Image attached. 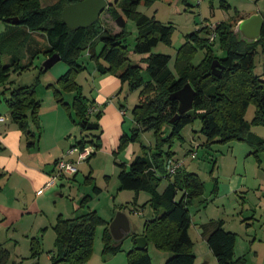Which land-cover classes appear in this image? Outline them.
Returning <instances> with one entry per match:
<instances>
[{"label": "rangeland", "instance_id": "obj_1", "mask_svg": "<svg viewBox=\"0 0 264 264\" xmlns=\"http://www.w3.org/2000/svg\"><path fill=\"white\" fill-rule=\"evenodd\" d=\"M60 1L39 0L43 8ZM115 1L110 0V4ZM137 12L172 27L170 41L159 42L151 53L171 56L170 67L174 70L175 60L180 48L186 44L188 35L207 28L210 33L208 36L215 39L213 34L219 23L237 24L257 14L264 17V0H154L149 4H141ZM101 19L115 33L122 31L107 11L102 14ZM125 21L128 37L124 45L128 48V57L132 64L144 67L141 61L149 54L134 53L136 24L133 19ZM5 30L6 24L0 20V33ZM38 40L42 47H46L47 43L42 35H38ZM220 46L219 38H216L212 50L217 57L224 58L225 53ZM102 49L103 44L99 43L96 54ZM205 55L206 50L197 48L193 54V64H200ZM27 60L28 58L24 63ZM79 62L85 69L75 75V82L82 88L84 96L92 102L96 99V86L99 85L100 78L111 74L99 75L96 61L88 52L83 53ZM7 63L8 58H5V64ZM101 63L105 64L103 61ZM68 69L62 61L49 65V58L43 53L28 70L20 74L11 73L9 83L0 89V117L4 118V122L0 124V134L2 137L10 134L13 148L20 151L23 157L30 158L38 170L45 171L50 177V182L42 185V193L38 194L39 188L35 189L33 182L20 172H0V245L9 251L6 264H52L51 258L56 254L54 226L58 218L62 216L71 219L92 211L97 212L106 224L97 226L92 255L83 264H128L127 254L135 247L133 237L143 236L146 233V223L154 218V211L149 204L150 195L120 190L118 180L121 163L129 165L135 157L151 154L156 146L154 133L146 131L140 134L136 142H130L121 149L120 144L116 147L119 134L122 133L121 137L124 134L131 135L132 129L136 127L132 110L139 103V91L131 92L128 83H125L109 96L105 104L96 102L94 106L96 105L97 110H102L101 117L95 115L96 111L89 116V124H98L99 128L87 130L70 118L72 115L77 120L72 107L75 93L61 90L58 83V79ZM254 73L264 79V55L260 52L256 57ZM142 75L148 78L145 71H142ZM31 85H36V97L41 103V137L37 142V133L34 147H28L27 133L22 132L11 121L5 101L10 93L5 88ZM55 90L61 93L56 96ZM59 99H64L70 107L61 104ZM110 106L112 108L106 112ZM113 108L119 113V118ZM255 112L254 104L246 111L245 119L250 124ZM105 114H108L106 118ZM253 127L264 133V127ZM201 128V120L195 119L183 130L181 136L184 141L176 139L171 145V150L176 154L175 159L185 163L184 169L197 173L205 184L203 196L190 206V235L194 241L193 253L197 255V264H217L203 237L202 226L212 220H223L225 227L237 234L235 253L237 257L245 258V264H264V163L259 166L254 156H248V152L252 151L251 147L237 140L226 144L205 145L207 140L202 135ZM31 130L37 132L34 124H31ZM168 130L167 128V135ZM83 139L87 142L85 150L90 154L86 161L81 160L79 164L75 162L77 173L73 175L59 172L55 166L57 160L74 159L78 162L77 156H68V151ZM98 139L102 144L101 148L96 146ZM168 149L169 146H166L165 150ZM190 151H193L194 158ZM0 154L11 155L8 150L1 151ZM230 183L232 188L229 191ZM167 185L168 180L164 179L160 191ZM96 187L101 190L100 193L95 192ZM87 198V203L83 204V200ZM119 213H124L130 221L133 235L123 240L119 253L106 256L103 253L104 232ZM148 253L153 264H165L172 256L167 251L159 250L152 242L149 243Z\"/></svg>", "mask_w": 264, "mask_h": 264}, {"label": "trees", "instance_id": "obj_2", "mask_svg": "<svg viewBox=\"0 0 264 264\" xmlns=\"http://www.w3.org/2000/svg\"><path fill=\"white\" fill-rule=\"evenodd\" d=\"M79 1L61 0L56 5L43 8L39 0H0V20L6 24V30L0 33V89L9 83L11 73L20 74L28 70L40 54L44 53L49 58V65L53 63L50 60L58 57L69 68L58 80L61 90L75 93L72 107L77 120L72 115L70 118L80 125H87L89 116L98 110L95 108L96 111L90 112L95 102H90L84 96L82 88L75 82V75L85 69L79 61L83 53L88 52L96 61L99 75H114L122 84L128 83L131 92L139 91V103L132 110L136 127L132 129L131 135H122L120 149L130 142H136L140 134L146 131L154 133L156 146L151 154L137 156L129 165H119L120 190L150 195L149 204L155 215L146 223L143 237L159 250L172 254L165 264H197V257L193 253L194 241L190 235V206L203 196L205 184L197 173L186 169L180 168L174 175L169 173V166L180 162L175 159L176 154L171 150V145L176 139L184 141L181 136L183 130L199 118L201 133L207 140L205 145L245 141L255 147L253 155L259 159V154L264 152V139L253 135L251 127H264V79L254 73L257 55L259 52L264 55V28L261 40L248 45L239 42L234 34L237 24L219 23L213 35L215 39L219 38L224 58L214 54L212 47L215 39L208 36L210 33L207 28L196 31L188 35L186 44L180 48L173 70L170 67L171 56L151 53L159 42L170 41L172 27L137 12L141 4H149L154 0H116L105 11L115 21L119 17L135 21L137 38L134 53L149 54L141 61L143 67L132 64L128 57V48L124 45L128 37L127 26L115 33L101 17L89 28L72 30L67 26L62 19V11ZM38 35L44 37L46 47L41 46ZM99 43L103 44V49L96 54ZM197 48L206 50V55L200 64L195 65L192 58ZM5 58H8L7 64ZM215 60L223 68L219 77L212 71ZM142 71L148 74L147 79L143 77ZM187 84L196 91V118L184 114L172 122L180 108V102L172 99V96ZM5 90L10 92L5 101L11 121L27 133L28 147H34L37 133V142L41 137V103L36 97V85ZM55 91L56 96L61 93ZM2 94L6 95L5 92ZM58 101L70 107L64 99ZM252 104L256 106V112L250 124L245 115ZM101 113L98 111L95 115L100 118ZM31 124L36 126L37 132L31 130ZM86 144L83 139L73 147L85 149ZM96 146L101 148L100 139ZM166 146H169L168 151L165 150ZM191 153L194 158L193 151ZM164 179L168 180V185L160 191ZM95 192L100 193L101 190L96 187ZM87 201L88 198L82 203ZM101 224L106 223L94 211L71 219L59 217L54 226L56 254L51 258L52 264L87 262L93 252L96 228ZM223 225L222 220H217L203 226L206 242L217 264H245V258L237 257L235 253L237 234L226 231ZM137 237H133L134 243ZM103 243L106 256L116 255L122 250V243L114 242L109 228L104 232ZM127 258L128 264H153L148 251L137 249L136 243ZM8 259L9 251L0 245V264H6Z\"/></svg>", "mask_w": 264, "mask_h": 264}, {"label": "water", "instance_id": "obj_3", "mask_svg": "<svg viewBox=\"0 0 264 264\" xmlns=\"http://www.w3.org/2000/svg\"><path fill=\"white\" fill-rule=\"evenodd\" d=\"M109 5L110 0H81L78 3L66 6L62 11V19L72 30L89 28L100 19L101 15ZM16 22L17 21L14 23ZM117 24L121 29H124L127 26L123 17L117 19ZM263 28L264 18L257 14L239 21L235 26L234 34L237 36L239 42L253 45L261 40ZM50 61L56 62L59 61V58L56 57ZM222 69L219 61L215 60L212 64L213 74L217 77L221 76ZM195 96L196 91L190 84H187L182 90L172 96V99L180 102L179 113L172 122L176 121L184 114L193 119L196 118V110L194 108ZM82 127L87 130H94L98 129L99 125L88 123L87 125L82 124ZM109 230L116 243H123V240L126 237L133 234L130 221L124 213L118 214L117 218L110 225ZM135 243L137 249L148 251L149 242L145 237H137Z\"/></svg>", "mask_w": 264, "mask_h": 264}, {"label": "crops", "instance_id": "obj_4", "mask_svg": "<svg viewBox=\"0 0 264 264\" xmlns=\"http://www.w3.org/2000/svg\"><path fill=\"white\" fill-rule=\"evenodd\" d=\"M95 79H96V77H95ZM98 79L99 78H97L96 80H98ZM123 85L124 84H122V82L116 76H113V75L103 76L102 78H100L99 85L96 86L97 87V96H96V99H93L95 104H96V102H97V104H102V105L105 104L106 101L109 100L108 99L109 96L113 95L116 92V90L119 89V87L122 88ZM94 108L97 109L96 105L94 106ZM111 108H112V106L107 108L106 112H108ZM99 110L100 109L98 108V111ZM113 111L115 112L116 116L118 117L119 113L116 111V109L113 108ZM101 112H102V110H101ZM106 115H108V114H105V118H106ZM105 118H104V120H105ZM3 122H0V124H2ZM257 129H258L257 127H253L251 129V133L253 135L261 138V139H264V133H262L263 131H257ZM121 134L122 133H120L119 134L120 136H118V139H117V142H116L117 143L116 147H118L119 144H120ZM0 141H1L0 142V152L8 150L11 153V155L0 154V172L1 171L2 172L3 171H6V172H20L23 176H25L26 178H29L33 182L32 186H34L35 189L39 188L37 192H39L41 190L40 187L42 185H46V184H48L50 182V177L47 175V173L45 171L38 170L37 169L38 167H36V165L33 163V161L30 160V158L23 157V154H21L20 151H18V150L13 148L12 140L10 139V134H5L4 137H2V135L0 134ZM240 142L248 144V146H250L251 149H252L251 152L250 151L248 152V156H254L253 153L255 152V147L252 146L251 144H249L248 142H245V141H240ZM71 148H73V147H71ZM190 152H192V151H190ZM261 154H259V159H257L254 156L256 158L257 163L259 164V166H262L263 163H264V155L262 154V156H261ZM68 156L73 157V158L75 156H77L78 162L74 161V159H72L71 161H67V162H73V163L76 162L77 164L82 162V161L80 162L79 153L78 152H75L73 154H68ZM58 161L59 160H57V162ZM57 162H55L56 168H57ZM184 166H185V163H183V166H182L181 169H184ZM262 169H263V167H262ZM263 172H264V169H263ZM260 181L262 182V179ZM217 183H218V181H217ZM231 188H232V183L229 184V191L231 190ZM153 215H155V212L153 213ZM212 221H215V220H212ZM223 227H224V229L226 231L235 233L233 230L228 229V228L225 227V222H224ZM206 236L207 235H205V233H203V237H204L205 241H206ZM196 257H197V255H196Z\"/></svg>", "mask_w": 264, "mask_h": 264}, {"label": "built area", "instance_id": "obj_5", "mask_svg": "<svg viewBox=\"0 0 264 264\" xmlns=\"http://www.w3.org/2000/svg\"><path fill=\"white\" fill-rule=\"evenodd\" d=\"M95 108L94 109H91V113L94 112ZM96 111V110H95ZM4 119L0 117V122H3ZM75 152H78L79 153V159L80 161H84L88 158V156L90 155L89 154V151L88 150H85V149H80L79 147H73L71 148L69 151H68V154H73ZM194 156V154H193ZM183 166V162H179V163H173L169 166L168 170H169V173L171 175H174L176 174V172L182 168ZM57 168L59 170V172L63 173V174H69V175H73L74 173H77V169H76V166H75V163L73 162H67V161H64V160H61V161H58L57 162ZM42 191H39L38 194H41Z\"/></svg>", "mask_w": 264, "mask_h": 264}]
</instances>
